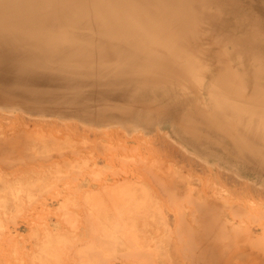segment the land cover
<instances>
[{
	"label": "rangeland",
	"instance_id": "1",
	"mask_svg": "<svg viewBox=\"0 0 264 264\" xmlns=\"http://www.w3.org/2000/svg\"><path fill=\"white\" fill-rule=\"evenodd\" d=\"M135 1L138 10L146 13L145 18H159L160 14H153L151 0ZM215 2L199 1L198 14L203 16L194 20L193 14L189 13L192 17L190 22L181 18V9V13L169 16L165 24L171 22L172 30L179 28L184 36H181L182 41L176 42L178 46L172 47L176 43L162 44L166 47V57L172 56L179 67L177 72H180L174 79L170 77L168 80L174 82L178 77L183 81L189 105L194 103L196 111L206 113L207 121L209 118L219 123L214 127L208 125L209 129H213L211 137H216L214 140L208 137V142L206 137H202L204 139L200 141L205 140L211 151L228 155L230 152L227 150L238 145L242 150L249 151L245 154L258 165L259 161V164L264 163V145L256 138L264 133V0ZM221 21L227 26L220 25L222 30L217 27ZM223 76H227L229 83L240 84L244 100L249 101L238 105L236 102L232 104L226 94L222 97L224 93L218 91L217 83H221ZM216 90L220 93H215ZM224 100L227 102L225 106ZM212 106L216 113L212 112ZM232 109L241 113L236 114ZM8 110L0 106V264H142L146 255H151L147 258L151 259L148 261L150 264H202L193 263L186 250L187 246L191 249V244L187 243L192 242L193 251H198L196 253L200 257L206 242L212 238L209 230L214 221L211 224L199 219L198 223L194 222L195 218L203 215L192 210L188 195L189 192L197 195L206 191L212 201L223 206L221 217L215 223L216 226L224 225L226 230L223 235H218L219 239L215 242L230 244L239 241L243 245L252 241L254 254L264 256V232L258 236L256 231L258 224L264 226V217L258 211L264 209V200L249 193L238 182H229L224 177L222 180L227 182L224 185L219 180H213L206 184V188L204 179L209 175L218 178L220 167L215 163L206 164L207 170L202 171L200 168L195 170L191 161L176 158L178 166H173V169L179 176L188 175L197 179L193 185L195 191L188 186L181 191L179 187L176 192H184V195L176 198L165 193L163 182L158 181L166 175L156 159L162 156L161 149L156 153L155 148L159 147V134L171 135L173 127L167 125L149 133L141 131V127L131 130L117 122L91 124L75 118L30 113L16 108ZM230 111L234 112L233 116ZM1 114H5V118L8 116L7 119ZM22 114L26 121L22 120ZM221 118L223 122L218 121ZM226 122L231 126L235 122L237 129ZM19 127L24 128V132ZM26 130L31 133L28 137L25 136ZM136 132L143 133V140L128 141L127 136L131 137ZM168 138L182 146L179 139ZM254 138L260 143H255ZM215 139H218L219 145L222 143L221 147ZM239 139L243 140L242 143ZM235 142L239 143L236 145ZM5 146L12 149L7 150ZM189 151L194 159L205 162L209 158ZM148 160L149 172L144 167ZM221 169L233 174L232 177L236 176L243 184L250 182V185L261 187L260 191L264 190V185L255 177L238 175L233 169ZM235 206L241 207L238 214ZM179 225L180 230L181 225H185L190 232L193 230L189 233L192 238L187 231L184 232L186 235L182 233L178 236ZM250 229L254 231L253 236L249 233ZM133 252H142L145 257L141 259ZM240 257L238 264H247L245 256Z\"/></svg>",
	"mask_w": 264,
	"mask_h": 264
},
{
	"label": "bare ground",
	"instance_id": "2",
	"mask_svg": "<svg viewBox=\"0 0 264 264\" xmlns=\"http://www.w3.org/2000/svg\"><path fill=\"white\" fill-rule=\"evenodd\" d=\"M199 1L210 3L216 0H151L153 12H155L153 14H160L157 19V17L149 18V16L145 18L144 14L146 13L138 10V7L134 4L135 0H0V106L9 109L8 111H10V108L11 110L16 108L30 113L75 118L91 124H113L117 122L129 129L141 127V131L149 133L157 132L168 125L173 127L170 132L171 135L168 136L179 139L180 144L183 146L176 144L179 142L173 143L167 135L158 133L160 136H158L159 147L155 148V151L156 153L161 151L162 158L157 156L156 159L159 168L166 175H162L159 180H156L163 182L161 184H163L164 191L169 197H182L184 192L181 191L185 186L195 191L193 185L197 183V179L188 175L185 177L179 176L176 170L173 169V166H178L175 159L182 157L183 161H191L194 169L207 170L206 164L210 162L220 167L217 171L218 178L211 175H209V178H207L208 175L206 176L207 179H204L206 182H203L205 187L213 180H219L224 185L226 182L224 180L227 179L232 183L238 182V185L243 188L246 187L249 193L259 195L260 197H258L264 200V190L260 191L261 187H258V189L252 184L253 187L250 182L249 184L246 182L243 184L236 179V176L232 177L233 174L220 171L222 167L233 169L238 175L255 177L260 184L264 185V163L259 164V161L256 165V161L254 160V162L253 158L251 159L249 155L245 154L247 151L239 148L237 145L239 142L236 143L238 136L234 139L237 147L230 150L225 149L230 152L229 155L211 151V148L206 145L208 143L205 144V140L200 141L205 137L207 140L208 137L213 135V129H209L208 125L218 126L219 123L215 119L210 120L208 118L207 121V114L200 113L198 109L196 111V105L194 106L193 102L190 106V100L183 81L178 77L175 81L173 80V77L180 74V72H177L179 67L177 63L173 62L172 56L166 57L167 55L164 52L166 47L162 44L165 42L168 45L174 44L181 39L183 34L179 28L175 29L173 27L175 30H172L171 22L165 23L169 21L168 18L171 14L181 13L179 12L180 9L183 12L181 18L183 20L185 18L186 22L192 21V17L194 20L202 18L203 15L200 17L197 10ZM219 2L221 0H217L215 3L218 4ZM175 10L176 12H174ZM220 23L217 25L219 29L222 30L220 25L227 27L224 21ZM175 45L177 43L172 47ZM181 76H184V74ZM170 77L173 78L174 82L168 80V78L171 79ZM222 78L220 79L221 83H217L219 86H217L218 91L221 94L224 93L222 97H225L226 94L227 98L233 102L232 104L236 102L238 105L243 101H249V99L244 100L243 89L240 84L237 86L238 84H234V82L229 83L230 80L228 81L227 76ZM199 81L201 82V80ZM218 91L216 90L215 93H220ZM225 101L224 106L227 103ZM219 102L222 103V101ZM219 105L223 106L222 104ZM228 105H231V102ZM213 110L212 112H217L216 109L213 108ZM231 111L230 114L233 116L234 112L231 113ZM237 111L236 114L241 113ZM4 115L2 116L4 117ZM245 115H243L244 118ZM7 117L4 118L7 119ZM222 118L218 121H224ZM240 119L241 117L239 121H241ZM22 120L26 121L24 115ZM229 122H226V124L231 126L232 124ZM234 125L235 122L231 127H237ZM19 128L21 132H24V128ZM25 133L27 137L31 134L28 130ZM138 133L136 132L131 137L127 136L128 141L141 142L143 133ZM256 133L258 135V131ZM256 138L264 145V133ZM256 138L252 140L256 141ZM234 140H231V142L234 143ZM239 140L242 143L243 140ZM248 141L251 140L248 139ZM17 142L15 141V143ZM217 142V145H219L218 139ZM9 144L12 146L11 143ZM210 144L213 143L210 142ZM220 144L222 145L221 142ZM243 145L242 147L245 146ZM130 148L134 149L133 147ZM189 149L193 150L197 156L209 157L205 159L206 161L203 159L206 163L199 160V158L194 159L195 156L192 158ZM252 157L254 156L252 155ZM163 158L166 159L162 160ZM144 164L145 169L148 171L150 168L149 160L145 161ZM211 173L213 174L212 171ZM222 177H224V180H222ZM213 184L215 185V183ZM213 184L212 186H214ZM179 187L181 193L176 192ZM189 193L187 195L191 201L192 210L203 215L193 221L198 223L199 219L201 222L208 221L210 224L214 221L211 230H209L212 232V238L209 242H206L204 253L200 257L196 253L198 251H193L192 242L187 243L191 244V249L187 246L186 250L188 251L187 254L192 257L193 263L238 264V258L245 256L247 264H264V256L254 254L252 241L243 245H240L239 241L230 244L215 242V239H219L218 235H223L226 230L224 225L216 226L215 223L216 219L221 217L223 206L216 201H212L207 191L197 195L192 192ZM215 197L217 196L215 195ZM252 200L255 201V199ZM235 207L236 214H238L241 207ZM263 210H258L261 211L260 215L262 217H264ZM184 226L181 225V230L179 229L180 225L177 228V232L180 231L178 236L182 233L186 235L184 233L186 231L188 234L193 232V230L190 232ZM256 231L260 236L264 232V226L258 224ZM249 233L253 236L254 231L250 229ZM189 236L191 237L190 234ZM227 247H230V250H227ZM139 252H136L137 254L133 253L141 259L145 257L144 253ZM133 253L132 255H134ZM146 256L143 263L147 260V264L151 260L147 258L151 255ZM133 257L135 258V256Z\"/></svg>",
	"mask_w": 264,
	"mask_h": 264
}]
</instances>
